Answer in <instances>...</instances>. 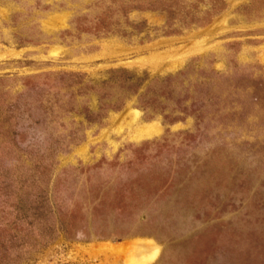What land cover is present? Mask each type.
Masks as SVG:
<instances>
[{"label": "rangeland", "instance_id": "rangeland-1", "mask_svg": "<svg viewBox=\"0 0 264 264\" xmlns=\"http://www.w3.org/2000/svg\"><path fill=\"white\" fill-rule=\"evenodd\" d=\"M0 264H264V0H0Z\"/></svg>", "mask_w": 264, "mask_h": 264}, {"label": "bare ground", "instance_id": "bare-ground-1", "mask_svg": "<svg viewBox=\"0 0 264 264\" xmlns=\"http://www.w3.org/2000/svg\"><path fill=\"white\" fill-rule=\"evenodd\" d=\"M138 129H139V128H138ZM136 242H137V241H136ZM134 244H136V243H134ZM151 244H152V243H151ZM151 244H150V245H151ZM145 245H146V244H144V243H142V242H137V244H136V248L139 247L140 249H142L143 246H145ZM145 247H146V246H145ZM130 248H131V247H130ZM130 248H129V249H130ZM130 250H131V249H130ZM142 251H143V250H142ZM143 252H144V251H143ZM132 254H133V253H132ZM133 256H134V255H133ZM133 256H132V257H133ZM130 260H131V258L128 257V261H130ZM132 260H133V259H132ZM124 261H125V260H124ZM133 262H134V261H133ZM136 263H137V262H136Z\"/></svg>", "mask_w": 264, "mask_h": 264}]
</instances>
